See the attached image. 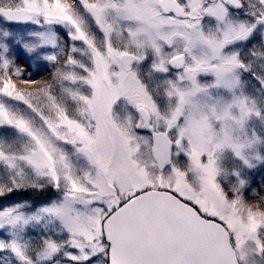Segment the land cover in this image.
I'll list each match as a JSON object with an SVG mask.
<instances>
[{"label":"snow or ice","instance_id":"6c2138e0","mask_svg":"<svg viewBox=\"0 0 264 264\" xmlns=\"http://www.w3.org/2000/svg\"><path fill=\"white\" fill-rule=\"evenodd\" d=\"M0 198V264H264V0H0Z\"/></svg>","mask_w":264,"mask_h":264},{"label":"rangeland","instance_id":"374dc122","mask_svg":"<svg viewBox=\"0 0 264 264\" xmlns=\"http://www.w3.org/2000/svg\"><path fill=\"white\" fill-rule=\"evenodd\" d=\"M259 179V177L257 178ZM53 193L49 192V193H46L44 196H34L31 198V199H34V200H45V199H48L50 197H52ZM12 199L16 198L15 196L11 197ZM3 199H8V198H3ZM249 199L252 200V197L249 196Z\"/></svg>","mask_w":264,"mask_h":264},{"label":"trees","instance_id":"16d2710c","mask_svg":"<svg viewBox=\"0 0 264 264\" xmlns=\"http://www.w3.org/2000/svg\"><path fill=\"white\" fill-rule=\"evenodd\" d=\"M24 195H26V196H28V197H30V198L33 197V195H32L31 193H26V194H24ZM0 199H3V198H0ZM14 199H15V198H14Z\"/></svg>","mask_w":264,"mask_h":264}]
</instances>
